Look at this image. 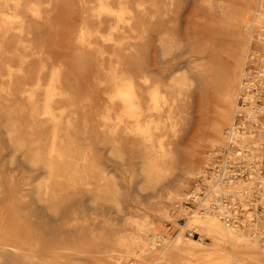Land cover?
I'll return each instance as SVG.
<instances>
[{
	"label": "bare ground",
	"instance_id": "1",
	"mask_svg": "<svg viewBox=\"0 0 264 264\" xmlns=\"http://www.w3.org/2000/svg\"><path fill=\"white\" fill-rule=\"evenodd\" d=\"M163 1L0 0V98L7 100L2 110H15V114L5 112L4 124L9 127L4 138L11 154L22 156L18 167L22 180L16 194L19 199L31 196L53 211L81 195H86L81 199L84 206L88 201L120 206L121 186L101 160L121 157L126 148L139 159L132 175L137 178L141 170L142 177L133 178L131 188H140L142 182L154 186L181 164L173 189L164 197L178 198L174 209L186 216V222L171 239L166 231L161 234L154 220L142 224L132 220L137 231L151 232L150 242H143L137 231L116 230L106 244L104 238L96 241L93 230L86 227L83 237L70 235L77 238L79 249L84 247L83 253L91 254L90 244L97 242L99 252L117 264L120 258L111 252L121 244L124 252L135 257L134 263L158 251V260L165 264H181L174 250L183 244L190 251L201 249L207 246L202 239L208 237L213 253L200 264H264V239L258 231V225L264 229V210L256 222L248 217L241 225L227 223V217L236 216L223 200L231 196L245 205L242 197L253 191L264 208V174L248 166L245 180L230 175L226 167L217 173V160L209 163L218 152L248 163L264 157V65L250 72L245 50L234 45L237 38L242 39L243 23L246 44L255 38L264 50V0H258L250 20L241 14L239 0L224 2L216 16L208 2L206 10L201 7L192 14L187 28L180 19L191 15L193 5L186 0L159 5ZM176 3L178 8L170 15ZM67 26L72 38L65 42V50H57V36ZM230 42L233 49H225ZM185 93L193 109L187 112L188 126L194 127L191 136L198 132L193 143L185 137L186 131L177 136L178 120L186 118L180 110ZM27 118L30 121L25 123ZM201 126L205 131L199 133ZM203 144L211 147L204 162L210 179L201 178L203 170L193 167ZM6 162L0 160V166ZM8 174L13 184V174ZM190 174L195 186L185 189ZM7 193L11 195L10 189ZM219 193L220 199L214 196ZM5 194L0 199V264H33L36 256L23 253L27 241L16 234L3 205ZM187 201L193 206L185 205ZM160 213L166 216L163 207L155 216L162 217ZM82 222L74 217L69 225L76 231ZM190 226L199 231L200 239L184 237ZM221 243H227L229 250L222 249ZM237 248H245L250 255L235 254ZM37 263L55 264L42 259Z\"/></svg>",
	"mask_w": 264,
	"mask_h": 264
},
{
	"label": "rangeland",
	"instance_id": "2",
	"mask_svg": "<svg viewBox=\"0 0 264 264\" xmlns=\"http://www.w3.org/2000/svg\"><path fill=\"white\" fill-rule=\"evenodd\" d=\"M166 1L168 0H164L163 3H158L159 5L163 4L165 6L167 4ZM186 1L193 5V7L190 16H184L180 19V23L183 28H187L190 25V22L193 19V13L200 12L199 9L201 7L205 8V10L207 9V7H205L204 5H206L208 2V4L211 5L212 10L215 11L214 16H216L217 14L219 15L221 13V10L223 9L222 4L224 5V2L228 3L229 1L233 0ZM239 1H241V14H247V17L249 18L248 20L252 19L256 13V9L258 8V0ZM176 6L178 8V3L175 4V7L171 5L172 10L170 11V15L173 14ZM215 21L218 23L219 19ZM168 24L169 27L172 28V25L174 24L172 18L168 21ZM242 24L243 23H241L240 25V35L242 36V39L238 40L237 38V40L234 42V45L238 50L241 47L243 51L245 50V53L247 54L245 65L247 64V69H250V72L254 71L256 73V71L262 69V66L264 65V50L261 48L259 42H256L255 38L252 39V42L250 44H246L247 30H245V27H243L244 29L242 28ZM72 35L73 33L71 32V29L68 28V26L61 29L59 35L57 36L56 44L54 45V47H56L57 50H65V42L72 38ZM182 43V48L186 47L184 41ZM225 49H233V44H231V42L228 43L225 46ZM16 64V60L12 61L13 66ZM181 65L185 64L182 63ZM186 96V93L182 96V98H184L185 100V103L187 101H190V98H188L187 100ZM263 100L264 96L261 95V102H263ZM6 102L7 100L0 98V160L1 162L7 160L6 163L8 164L4 165L3 167L0 166V199L5 194V192H7V189H10L11 195L9 193L5 194V196L7 197L5 198L3 205H7L6 208L8 210V213H6L11 215L12 217L10 222L14 223L13 228H15L16 234H18L19 236H24L27 241L26 246H24L25 244L22 245L24 249L23 253H31L36 256L32 260L33 264H38L37 259H42L44 260V262L52 261L55 264H116L114 263L115 259L114 261H110L108 257L104 255V253L99 252L100 248L98 247L97 242L96 245L94 244V242L90 244L91 247L89 249L90 251H92L91 254L88 255L90 256L88 258V256L82 252L84 247H80L79 249L77 238L76 241L74 240V238H70L72 232H74L76 236L80 235L81 237H83V235H86L88 231L83 232V229H85L86 227L88 228V230L89 228L93 230V234L96 236L94 239L96 241L97 238H99L100 240L104 238L106 240V244H109L115 237L116 230V233H118V230H120L121 233L136 234L134 232H136L137 229L135 228L132 220H138L139 222H141V224L143 221L148 222L149 220H154V223L157 225V228L160 229L161 234L166 231L168 237L174 239L175 235L180 230V226L182 224H185L186 216L182 215L180 211H176L174 209L173 202L178 198L168 200L164 197V193L168 190L173 189L174 183L179 175L181 164L176 165L171 170V172L166 173L160 180V182L154 186L142 182L141 186H139L140 188L136 187L135 185H133L134 187L131 188V180L135 178V176L132 175V169H134L135 165H138L139 159L132 157L134 156V154L129 155V152L131 151L126 148L125 154H121V157H115L112 158V160L108 161L105 160V162H103L100 158L101 162L107 168V172H114L115 180L121 186L120 198L122 200V204L120 206H114L113 204V206H104L93 204L89 201L88 205L84 206L81 199L86 195H81L69 200L67 202V205L59 207V210L53 211L50 206H46L43 203L34 201L31 196L26 195L22 199H19V194L17 195L16 191H19L18 188L20 186V181L22 180L19 178L20 172L18 170V167L22 165V156L19 154V152H16V155H12L10 152V150L12 149L8 145L9 142L4 138V135L7 133V129L9 127L7 123L4 124L6 122L5 112L13 111L12 114H15V110L12 109L2 110V106ZM185 103L180 104V110L184 111V114L182 116L186 117L187 119L185 118L184 121H181L180 119L178 120L177 131L179 130V132L177 136L179 137L180 134H183L186 131L185 137L189 138L190 142L193 143L195 141V136L198 135V132H196L195 136H191L194 127L191 128L190 126H188L187 120L189 114L187 115V112H191V110L193 109L189 107V104ZM97 117H99L98 114ZM195 118L196 117L192 115L190 120L194 122ZM29 121L30 120L27 118L25 123ZM193 125L195 124L193 123ZM247 125H254L256 126V129L258 128V125L253 122H248ZM201 128H203V130H200L199 133L205 131V128L203 126H201ZM166 141H169V138H167ZM210 148L211 147L209 145L203 144L198 150L199 153L197 162L193 163V167L195 170H203L204 175H202L201 178H211V173L209 172L210 170H208V168L204 164ZM10 160L13 162H10ZM215 160H217L220 166H224L230 171L231 169H237V178H242L245 180L247 179L246 171L248 166H253V172L259 170L262 174H264V157L262 159L254 158L248 163L246 160H236L231 157L226 158L224 154L218 152L217 154L213 153L212 159L209 160V163L215 162ZM5 166H10L11 168H6ZM126 168L127 170L125 171ZM8 173L13 174L12 180H15L13 184H10L11 182H9L10 179ZM138 177H141V170L137 178ZM194 183L195 179L193 178V174H190L187 179V185L185 189H193ZM206 187V183H202V189L206 190ZM179 193L181 194V191ZM252 193L253 191L251 192V194H247V196L242 197L245 205L241 204V199L236 198L235 200H232L231 196H227L223 199L224 203H227V209L230 211V214L236 216V219L232 218L230 222L236 225H241L240 221L243 219L249 217L251 222H256V216H262V211L264 210V208L256 200V196ZM136 194H138L137 197ZM214 196L218 197L219 199L222 197L220 193ZM185 205L193 206L191 201L190 203H188L187 201ZM162 207L166 216L163 217L160 213V216L162 217H156V214L159 213V210L162 209ZM88 216L91 217V220L88 219ZM74 217L79 218V220L82 219L83 221L76 231L75 229H73V227H71V225H69ZM243 224L247 226V223L245 221H243ZM258 231H262L261 236H263L264 239V229L261 227V225H258ZM137 232L140 234V238L143 242H150V231L142 228V230L138 229ZM184 237L198 240L200 239L199 231L195 230L193 226L186 227L184 230ZM30 239L34 240L30 241ZM78 241L80 242V238H78ZM202 241H204L207 246H204L201 249H195L193 251H190L188 246L184 244L177 247L174 250L177 257L176 262H180L181 264H200L206 261L207 259H205V257L213 253L211 248L212 242L208 237H204ZM28 242H30V244H28ZM73 245L74 249L69 248L73 247ZM38 246H44V248H40ZM116 246H118L117 248L119 250H115L111 253L114 258L116 257V259H121H119L121 263H119L118 261L117 264H165V261L163 259L161 261L158 260L159 256H161L158 251L151 252L147 254L143 260H140V262L139 260H137V262L134 263V256L130 255L128 251L124 252L123 246L121 244H118ZM220 247L227 251L230 248L227 243H221ZM244 249L245 248H237L235 250V254L243 257H246V255H250ZM125 253L127 254V257H125L126 259L123 260L122 257L126 255ZM158 261L160 262L157 263ZM259 263L263 264L262 261Z\"/></svg>",
	"mask_w": 264,
	"mask_h": 264
},
{
	"label": "built area",
	"instance_id": "3",
	"mask_svg": "<svg viewBox=\"0 0 264 264\" xmlns=\"http://www.w3.org/2000/svg\"><path fill=\"white\" fill-rule=\"evenodd\" d=\"M223 167H224V166H219V167L217 168V171H216V172L222 174V172H223L222 168H223ZM231 171H232V172L230 173V175H231V174H236L235 176H237V174H238V173H237V172H238L237 169H231ZM240 174H241V173H240ZM194 186H195V183H194ZM226 219H227V223H232V222H230L231 219H232L231 217H227Z\"/></svg>",
	"mask_w": 264,
	"mask_h": 264
}]
</instances>
